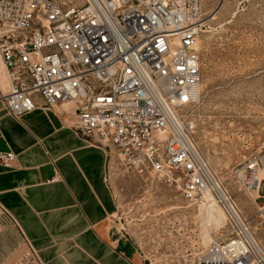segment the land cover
Wrapping results in <instances>:
<instances>
[{
    "label": "built area",
    "instance_id": "2783aa9c",
    "mask_svg": "<svg viewBox=\"0 0 264 264\" xmlns=\"http://www.w3.org/2000/svg\"><path fill=\"white\" fill-rule=\"evenodd\" d=\"M201 25L202 0H0V107L15 117L55 108L145 184L217 206L225 233L198 264H264V243L195 138ZM15 158L0 151L2 166ZM231 175L261 194L264 219V145ZM13 264L44 263L28 244Z\"/></svg>",
    "mask_w": 264,
    "mask_h": 264
},
{
    "label": "rangeland",
    "instance_id": "374dc122",
    "mask_svg": "<svg viewBox=\"0 0 264 264\" xmlns=\"http://www.w3.org/2000/svg\"><path fill=\"white\" fill-rule=\"evenodd\" d=\"M199 45L197 145L264 243V219L231 175L264 145V0H202ZM114 155L108 181L118 204L115 230L129 235L144 264H198L215 249L225 231L206 224L200 204L188 206L164 185L145 184ZM18 240L14 227L0 225V247Z\"/></svg>",
    "mask_w": 264,
    "mask_h": 264
},
{
    "label": "crops",
    "instance_id": "0c3cea01",
    "mask_svg": "<svg viewBox=\"0 0 264 264\" xmlns=\"http://www.w3.org/2000/svg\"><path fill=\"white\" fill-rule=\"evenodd\" d=\"M72 120L55 108L15 117L0 107V151L16 156L0 165V225L20 239L0 247V264H13L28 244L44 264H144L129 235L115 230L108 149Z\"/></svg>",
    "mask_w": 264,
    "mask_h": 264
},
{
    "label": "bare ground",
    "instance_id": "6f19581e",
    "mask_svg": "<svg viewBox=\"0 0 264 264\" xmlns=\"http://www.w3.org/2000/svg\"><path fill=\"white\" fill-rule=\"evenodd\" d=\"M2 64V63H1ZM2 77L3 80H0V86L5 89L7 87V78L4 73V68L2 65ZM114 160V157L111 158V161ZM249 198L252 203L253 200L257 197V192H249ZM258 196H261V194H258ZM199 206V205H198ZM200 208L205 212V222H207V225L212 226L214 229L221 228L224 225V215L222 211L217 206H205L203 204H200Z\"/></svg>",
    "mask_w": 264,
    "mask_h": 264
}]
</instances>
